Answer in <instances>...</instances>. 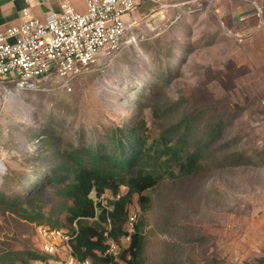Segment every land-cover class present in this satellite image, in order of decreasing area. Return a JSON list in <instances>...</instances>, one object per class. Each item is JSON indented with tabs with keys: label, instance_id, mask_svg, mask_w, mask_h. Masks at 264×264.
I'll return each instance as SVG.
<instances>
[{
	"label": "rangeland",
	"instance_id": "1",
	"mask_svg": "<svg viewBox=\"0 0 264 264\" xmlns=\"http://www.w3.org/2000/svg\"><path fill=\"white\" fill-rule=\"evenodd\" d=\"M140 109L150 141L186 132L202 164L146 190L144 208L133 196L144 264L263 257L264 0H182L129 26L116 56H99L67 87L55 77L34 90L0 84V194L25 195L60 164L59 150L104 142ZM43 186L22 205L32 220L0 201V264L34 263L23 252L37 249L38 224L73 232L59 185Z\"/></svg>",
	"mask_w": 264,
	"mask_h": 264
},
{
	"label": "trees",
	"instance_id": "2",
	"mask_svg": "<svg viewBox=\"0 0 264 264\" xmlns=\"http://www.w3.org/2000/svg\"><path fill=\"white\" fill-rule=\"evenodd\" d=\"M142 116L143 109H140L136 117L130 118L126 126L118 127L104 142L90 146L80 144L65 152L59 150L57 158L60 164L49 171L43 183H36L20 197L10 199L0 194V201L9 200L13 214L21 213L24 219L32 220L35 210L22 208L24 200L41 195L43 185L45 187L57 183L58 194L69 203L66 225L74 230L76 224L78 228L71 241L76 256L82 261L89 259L93 264H117L113 258L103 257L100 253L106 250L109 238L119 241L125 234L126 211L133 196H139L144 208L148 201L143 196L146 190L156 187L176 172L192 175L202 167L198 152L187 148L186 132L178 139L163 134L150 141L144 131L146 128ZM122 187H126L128 192L116 198L112 208L103 206L101 201L91 196L95 194L96 198H106V194L111 193L117 197ZM91 218L94 219L89 220ZM23 255L33 264L42 263L46 259L37 249L23 252ZM121 257L127 264L145 263L144 235L138 225L132 234L129 248ZM9 262V258H2L3 264ZM243 264H264V256Z\"/></svg>",
	"mask_w": 264,
	"mask_h": 264
},
{
	"label": "built area",
	"instance_id": "3",
	"mask_svg": "<svg viewBox=\"0 0 264 264\" xmlns=\"http://www.w3.org/2000/svg\"><path fill=\"white\" fill-rule=\"evenodd\" d=\"M84 1L85 13L77 12L71 0H61L59 12L49 11L44 18H37L24 9L19 24L0 25V84L11 82L20 90H34L55 77L67 87L99 56H116L129 29L125 16L141 0ZM97 200L104 206L105 196ZM126 213L125 234L119 241L109 238L106 250L100 253L116 263L130 244L138 221L136 212L127 207ZM77 232L76 224L71 234L67 229L36 225V248L46 257L39 264H93L74 253L71 241Z\"/></svg>",
	"mask_w": 264,
	"mask_h": 264
},
{
	"label": "crops",
	"instance_id": "4",
	"mask_svg": "<svg viewBox=\"0 0 264 264\" xmlns=\"http://www.w3.org/2000/svg\"><path fill=\"white\" fill-rule=\"evenodd\" d=\"M141 0L125 21L130 27L138 24L143 18L154 16L164 8L182 0ZM74 9L79 13L86 12L84 0H71ZM61 0H0V25H17L21 22L22 11L28 9L32 16L44 18L49 11L59 12ZM108 194H106L107 196Z\"/></svg>",
	"mask_w": 264,
	"mask_h": 264
},
{
	"label": "bare ground",
	"instance_id": "5",
	"mask_svg": "<svg viewBox=\"0 0 264 264\" xmlns=\"http://www.w3.org/2000/svg\"><path fill=\"white\" fill-rule=\"evenodd\" d=\"M3 171H4V165L1 164V165H0V173H3Z\"/></svg>",
	"mask_w": 264,
	"mask_h": 264
}]
</instances>
